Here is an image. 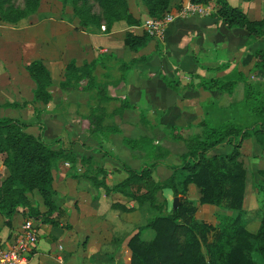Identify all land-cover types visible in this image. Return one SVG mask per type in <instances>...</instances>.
Instances as JSON below:
<instances>
[{
    "label": "crops",
    "instance_id": "0c3cea01",
    "mask_svg": "<svg viewBox=\"0 0 264 264\" xmlns=\"http://www.w3.org/2000/svg\"><path fill=\"white\" fill-rule=\"evenodd\" d=\"M180 1L184 4L188 2L171 0V6ZM227 2L243 12L250 21L264 19V0ZM203 6L209 10L207 16L191 15L175 20L167 26L162 40L154 38L138 52L129 49L124 44V39L127 33L142 36L143 27H122L108 33H95L77 30L79 27L64 19H42L25 28L10 29L0 23V109L13 112L14 109L33 103L35 84L27 68L33 61L41 60L51 73L53 81L50 90L53 102L43 106L50 116L45 122L44 134V139L48 142L54 137V124L62 121L65 123V112L59 110L67 102V97L72 96H67L59 89L67 64L75 61L81 67L96 60L99 54L114 55L124 62L141 56H154L151 62L136 66L125 85L110 88L112 96L128 99L135 106V110L126 111L123 117L116 118L121 134L105 139L106 142L100 140V145L97 140H88L84 142V146L67 144L63 137L55 145V148L60 146L72 149L78 158L92 157L108 172L106 183L113 188L127 178V174L121 169L122 163L133 169H140L142 166V160L135 159L123 143L124 138L137 139L147 132L139 124L141 113L155 127L153 134L157 141L172 151L173 147L178 150L177 144L165 138V133L172 127L198 123L212 102H216L219 108L226 109L244 100L243 84H239L232 95L218 96L196 88L202 79H222L233 72H239L252 81L264 83V72L253 71L256 53L264 51V38L250 41L246 30L230 29L215 17L218 10L215 2ZM100 46L103 48L100 49ZM162 76L180 82L181 90L174 92L169 89ZM55 89L60 93L58 100ZM13 103L20 106L3 108L5 104ZM10 116L12 117L4 118L20 120ZM82 132L88 131L83 129ZM231 150L232 147L223 145L212 154H227ZM240 152L239 160L246 171L243 213L202 204L201 191L195 184L189 185L185 194L187 201L195 207L194 219L198 224L219 228L223 219H236L240 216L245 229L256 234L260 229L261 218L254 219L252 216H256L260 210L257 202V187L260 182L258 172L264 170V151H260L248 139L243 141ZM113 153L114 158L111 157ZM177 162L173 158L166 165ZM166 165L159 166L153 173L156 181H164L171 176L172 172ZM81 172L79 165L66 162L53 168L54 198L58 208L64 212L61 226H51L45 233L43 229L49 226L40 225L39 242L31 254L29 264H130L131 239L139 234L141 241L146 244L155 238V232L146 228L154 216V211L148 204L139 206L118 193L107 195L104 189H97L91 181L81 177ZM164 196L170 203L174 200L171 191H165ZM178 198L180 201L181 198ZM35 199L40 204V210L46 212L47 208L37 193ZM113 205L123 206L127 210L115 209ZM25 220L22 213H19L13 219L12 226L8 227L0 216V242L14 237ZM64 226L70 229H65ZM150 231L153 232V237ZM212 236L213 234L208 236L209 243L213 241ZM253 260L260 264L254 255Z\"/></svg>",
    "mask_w": 264,
    "mask_h": 264
},
{
    "label": "trees",
    "instance_id": "16d2710c",
    "mask_svg": "<svg viewBox=\"0 0 264 264\" xmlns=\"http://www.w3.org/2000/svg\"><path fill=\"white\" fill-rule=\"evenodd\" d=\"M36 1L27 0L29 10L38 8ZM76 1L81 3L80 16L84 15V8L91 1L96 2L104 12L107 29L121 20L129 27L141 25L140 20L129 13L127 0ZM144 2L154 17L160 16L171 4V0ZM191 2L197 5L215 2L218 5L215 17L228 28L246 30L250 41L264 38V19L250 21L238 8L230 6L227 0ZM2 19L5 20L4 16ZM151 40L147 34L137 36L127 33L124 44L138 52ZM153 59L154 56H141L124 62L114 55L99 54L96 60L81 67L75 61L66 65L59 89L67 96L89 95L86 112L79 116L82 128L91 137L99 140L121 134L115 120L123 117L126 111L135 110V106L128 99L112 96L110 88L125 85L136 66L145 65ZM27 71L35 84L33 102L48 106L53 102L50 92L53 87L51 73L41 60L33 61ZM253 71L264 72V51L256 53ZM162 80L172 91L181 90L180 82L165 76H162ZM239 84H243L245 90L243 102L226 109H221L216 102H212L198 123L172 127L165 133L167 141L179 146L175 153L157 141L153 134L155 127L141 113L139 124L147 132L137 139L124 138L123 143L135 159L142 160V166L140 169H133L122 163L121 169L127 174V178L113 188L106 183L108 172L92 157L78 158L72 149L55 148L42 134L28 132L30 125L17 119L1 118L0 152L4 154V161L0 172V216L4 218L5 225L12 226L13 219L22 213L25 219H33L43 225L61 226L60 220L53 218L55 214L58 218L61 217L64 212L56 205L52 171L57 164L66 162L79 165L82 171L80 176L91 181L97 189H104L107 195L121 194L139 206L148 204L154 211L146 228L155 232V238L146 244L141 241L139 234L131 239L130 264H256L253 260L255 253L259 254L264 264V204L260 229L256 234H251L240 222V216L236 219H223L219 228L200 225L194 219L195 207L192 203L181 202L173 209L164 196V192L168 190L174 198L180 197L182 191L195 184L201 191L202 204L243 213L246 171L239 160L240 150L243 141L251 139L260 151H264V83L233 72L222 79H202L196 88L222 96L232 95ZM64 104L59 112H65L66 107L72 106L68 102ZM19 106L13 103L5 104L3 108ZM79 106L77 104V111ZM223 145L232 147V150L227 154H212ZM173 158L178 162L166 165ZM161 165H166L172 174L164 181H156L153 173ZM258 176V189L264 198V170L259 171ZM37 191L48 208L46 213L40 210L34 198ZM113 207L127 210L120 205ZM211 234L213 241L209 243L208 236Z\"/></svg>",
    "mask_w": 264,
    "mask_h": 264
},
{
    "label": "rangeland",
    "instance_id": "374dc122",
    "mask_svg": "<svg viewBox=\"0 0 264 264\" xmlns=\"http://www.w3.org/2000/svg\"><path fill=\"white\" fill-rule=\"evenodd\" d=\"M38 1V3H37ZM35 4H38V8L35 10H29L27 7V0H0V23L4 24L7 28H25L30 25H33V23H37L38 21L42 19L46 20H59L64 19L65 21L69 22L70 24L77 26L78 29L82 30H90L94 31L95 33H99V31L102 32H112L113 30L120 29L122 27H129L125 21L121 20L116 23H113L112 26L107 29L105 15L103 10L97 5L96 2L91 1L90 4L84 8L85 12L83 16H80V8L81 3L76 0H37ZM189 2V0H188ZM129 13L140 20L141 25L137 27H143L146 22L148 21H162L169 15H177L183 6L185 5L182 1H180L178 4L171 6L163 12L160 16L154 17L151 16L149 12V8L144 2V0H127ZM22 13L24 15L22 16ZM4 16L3 20L2 17ZM144 28V27H143ZM9 31V30H7ZM144 34H147L151 39H154V37H151L146 29H143ZM156 39V38H155ZM100 49L103 47L100 46ZM242 85V84H240ZM55 96L58 100L60 97L59 91L56 89ZM67 102L69 104H72L70 107H66V111L64 113V119L65 123L59 122L54 124V137L53 139H50L48 143L57 145L59 142L62 141V137L64 140H66L67 144H74L77 143L78 145H85L84 142H87L88 140H96L94 137H91L88 132H82V123L80 119V114L86 112V107L89 100L88 94H77L72 95L71 97H67ZM64 104V103H63ZM77 104H80L79 110L77 111ZM37 103H30L28 106H22L18 109L7 110V109H0V118L4 117H12L10 115H13L15 117L20 118V121H22L25 124L30 125L28 128V132H34L38 134H42L44 137L45 131H46V124L45 122L50 118L47 111H45V107L43 105L38 104V107L36 108ZM66 105V104H64ZM82 106V108H81ZM79 112V113H77ZM18 120V119H17ZM86 134V135H85ZM105 139L108 138H101L97 140L99 145L101 144L100 140L105 141ZM106 142V141H105ZM60 147V146H59ZM101 148V147H100ZM102 149V148H101ZM177 149L173 147V151H176ZM115 157V154H112ZM4 161V154L0 152V172L2 168V164ZM252 182L250 183V185ZM258 189V187H257ZM37 195L42 198V202L44 203V199L41 196L40 192H35ZM34 193V198H35ZM185 191H182L181 202L184 204L187 203ZM252 200V199H251ZM257 202L259 204L260 210L256 216H252V218L255 219V217H260L263 212V204H264V198L259 192L258 189V196H257ZM179 203V205H180ZM39 207L40 204L38 203ZM45 206V205H44ZM171 206H173V201H171ZM45 208H47L45 206ZM48 211V208H47ZM46 211V212H47ZM44 212V213H46ZM63 217V215L61 216ZM61 217L58 218V215L55 214L53 216L54 220L59 219L61 222ZM5 223V221H4ZM40 224V223H39ZM41 225V224H40ZM49 227H46L43 229V232H47V228H50L51 225H47ZM65 229H70L68 226H64ZM67 233V232H66ZM151 237L154 236L153 232L150 231ZM255 259L260 263L263 264L262 260L259 257L258 253L254 254Z\"/></svg>",
    "mask_w": 264,
    "mask_h": 264
},
{
    "label": "built area",
    "instance_id": "2783aa9c",
    "mask_svg": "<svg viewBox=\"0 0 264 264\" xmlns=\"http://www.w3.org/2000/svg\"><path fill=\"white\" fill-rule=\"evenodd\" d=\"M208 12L209 10L203 5L190 1L177 15H169L162 21H148L143 27L151 37L162 40L167 26L175 20L191 15L207 16ZM39 237L40 224L33 219H26L14 237L6 242H0V264H29L31 254L38 245Z\"/></svg>",
    "mask_w": 264,
    "mask_h": 264
},
{
    "label": "water",
    "instance_id": "95a60500",
    "mask_svg": "<svg viewBox=\"0 0 264 264\" xmlns=\"http://www.w3.org/2000/svg\"><path fill=\"white\" fill-rule=\"evenodd\" d=\"M179 203H180L179 198L178 197L174 198V200H173V209H176L179 206Z\"/></svg>",
    "mask_w": 264,
    "mask_h": 264
}]
</instances>
